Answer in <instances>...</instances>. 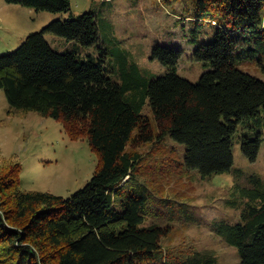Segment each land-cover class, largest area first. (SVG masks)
I'll list each match as a JSON object with an SVG mask.
<instances>
[{
	"label": "trees",
	"instance_id": "16d2710c",
	"mask_svg": "<svg viewBox=\"0 0 264 264\" xmlns=\"http://www.w3.org/2000/svg\"><path fill=\"white\" fill-rule=\"evenodd\" d=\"M5 1L53 13L71 7V0ZM189 1L193 41L207 21L216 27L214 39L194 51V59L210 67L197 82L177 72L183 50L163 44L153 48L152 58L169 68L165 74L147 80L135 63L127 67L122 52L123 81L116 79L93 10L54 20L0 55L9 115L34 111L52 117L72 139L87 138L99 158L86 185L63 197L23 190L22 164L0 149V264H218L210 250L163 246L170 225L149 218L162 216L161 207L171 220L194 217L185 202L159 195L138 146L164 150L161 145L171 140L184 148L182 159L167 150L176 166L207 178L233 171V139L244 125L242 151L257 159L264 80L240 64L264 55V0ZM47 33L75 41L77 48L60 52ZM79 44L96 46L99 53L84 56ZM147 99L154 122L142 112ZM244 179L226 200L241 208L240 220L219 219L214 228L237 249L239 264H264V180L256 173Z\"/></svg>",
	"mask_w": 264,
	"mask_h": 264
},
{
	"label": "rangeland",
	"instance_id": "374dc122",
	"mask_svg": "<svg viewBox=\"0 0 264 264\" xmlns=\"http://www.w3.org/2000/svg\"><path fill=\"white\" fill-rule=\"evenodd\" d=\"M89 10L97 15L101 42L109 49L108 59L115 70L116 79L121 82L122 52L127 56V67L131 68L135 63L142 77L149 81L168 71L167 66L152 58L153 48L157 44L172 45L183 50L177 72L193 82H197L210 69L203 62L195 60L193 54L201 43L214 39L216 27L207 21L198 40L193 41V23L188 17L192 14L193 3L189 0H71L70 10L64 13L38 11L0 0V55L16 50L31 32L42 30L50 22ZM46 38L60 52L77 48L75 41L53 33H47ZM79 49L84 56L99 53L96 46L79 44ZM262 63L264 55L259 53L256 60H245L240 67L264 80ZM9 109L5 92L0 88V149L2 156L22 164L20 187L63 197H69L83 188L99 163L98 155L88 139H72L62 123L52 117L34 111L9 115ZM142 112L154 122L149 99ZM243 127H239L233 139V171L207 178H202L197 171L185 173L176 166L172 157H168L171 153L167 150H173L174 156L182 159L184 148L171 140L161 145L164 150L155 151L148 143L138 146V151L146 156L144 168L157 178L153 184L160 185L159 195L174 204L185 202L187 210L194 217V221L181 217L171 220L167 210L161 207L162 212L159 213L162 216L147 220L148 223L158 221L170 225L171 233L163 239L165 248L191 245L196 249L212 251L218 258V264L240 263L237 249L228 245L215 231L214 223L219 219L231 223L240 220L241 208L229 206L226 202L236 181L245 185L244 178L254 173L264 180V126L255 161L248 159L242 151Z\"/></svg>",
	"mask_w": 264,
	"mask_h": 264
}]
</instances>
